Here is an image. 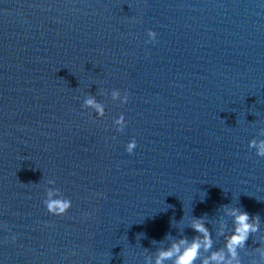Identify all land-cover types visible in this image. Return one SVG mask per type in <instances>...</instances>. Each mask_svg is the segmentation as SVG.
<instances>
[{
	"label": "water",
	"instance_id": "water-1",
	"mask_svg": "<svg viewBox=\"0 0 264 264\" xmlns=\"http://www.w3.org/2000/svg\"><path fill=\"white\" fill-rule=\"evenodd\" d=\"M260 128L264 0H0V264H143L184 214L206 215L218 249L230 203L261 217L240 252L250 264ZM49 179L72 202L63 217L43 204Z\"/></svg>",
	"mask_w": 264,
	"mask_h": 264
},
{
	"label": "clouds",
	"instance_id": "clouds-1",
	"mask_svg": "<svg viewBox=\"0 0 264 264\" xmlns=\"http://www.w3.org/2000/svg\"><path fill=\"white\" fill-rule=\"evenodd\" d=\"M146 34L145 43L156 41L157 33L154 30L148 29ZM108 94L112 98L118 97L121 102L128 99L127 92L116 87L110 88ZM82 108L90 109L98 115H101L105 110L104 104L91 94L85 96ZM111 119L117 132H122L127 127L123 111L117 112ZM258 135L264 137V128L258 130ZM136 147L137 142L133 137L126 143L125 151L131 154ZM248 147L254 149L257 156L264 157V139L253 138L248 141ZM55 184L54 179L47 181L48 186L45 188L43 204L50 215L63 217L68 213L72 202L59 188L55 187ZM204 195L206 193H203V197ZM217 211L221 213V216L217 221L216 235L223 237V247L213 249V234L207 226L206 215L200 217L191 215L190 218H186L184 214L181 222L178 225L174 224L181 232L179 238L172 239L170 235L166 234V238L170 240L169 245L158 247L155 253L146 254L143 264H197V261L199 264H242L240 252L246 248L245 243L250 234L261 232V217L259 214L250 215L242 207L232 203L222 205ZM227 218L231 219L230 225ZM186 219L187 223H184ZM5 227L7 226L0 224V228ZM184 227H190L196 235L189 239L183 234ZM12 240L15 241V236L12 237ZM257 240L259 247L252 249V253L258 256V259H252L250 264H264V234L259 235L254 243ZM154 243L156 242L154 241ZM145 251L147 252L146 249Z\"/></svg>",
	"mask_w": 264,
	"mask_h": 264
}]
</instances>
